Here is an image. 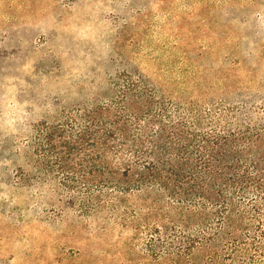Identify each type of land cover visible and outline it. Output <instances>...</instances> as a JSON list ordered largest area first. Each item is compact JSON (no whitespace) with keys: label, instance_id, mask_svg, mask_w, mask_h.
I'll return each mask as SVG.
<instances>
[{"label":"rangeland","instance_id":"374dc122","mask_svg":"<svg viewBox=\"0 0 264 264\" xmlns=\"http://www.w3.org/2000/svg\"><path fill=\"white\" fill-rule=\"evenodd\" d=\"M117 114L156 159L127 152L124 171L97 148L111 128V148L127 147ZM216 120L235 136L190 169L200 141L180 137ZM259 128L264 0H0V264H209L201 244L174 253L187 242L174 233L205 227L213 209L178 203L163 187L212 195L240 171L253 190L264 179ZM231 161L217 168L226 184L197 174ZM142 182L150 192L136 191ZM238 200L246 212L218 210L225 218L212 222L226 227L209 246L218 254L234 238L264 241V199L256 210Z\"/></svg>","mask_w":264,"mask_h":264},{"label":"trees","instance_id":"16d2710c","mask_svg":"<svg viewBox=\"0 0 264 264\" xmlns=\"http://www.w3.org/2000/svg\"><path fill=\"white\" fill-rule=\"evenodd\" d=\"M107 115L111 116L110 112H108ZM117 115L118 116L115 115L114 122L120 123L119 121L122 119V116L120 114H117ZM219 117H218V119H221L220 121L226 120L229 122L231 120L230 119L231 117L227 116V113H225V114L220 113ZM217 121L218 120H216V122ZM216 122L214 123L213 127L210 128L209 131L202 132V134L198 133V135H197V133L187 132L188 135L180 137V140L184 139V141L181 140L182 142H188L191 145L194 144V143L193 144L191 143L192 140L198 139L197 141L198 142L200 141V143L197 144V151L196 152L195 151L193 152L192 150L187 152V155H192V156L196 157V158H194V159H196L195 163L189 165L190 169H193V170L200 169L201 166H203L202 163H204V164L208 163L207 165H209V161L206 158L212 152V149L214 148L213 146H218L222 143L225 144L226 141L229 140L228 139L229 136H235V134H234L235 128H233V126H230L227 128V130H225L224 128L221 129V127H222L221 122H217V123ZM122 123L123 122L121 121L120 124H118V125L115 124V129H117L118 132L120 131L118 133V134H120L119 137L122 140H124V142L122 144H120V146L126 145V141L129 140V142L127 141L128 142L127 147L124 146L123 149L117 150L118 152H115V150H113L114 148H111L109 143L106 141L108 139V133L111 132V130L112 131L114 130L111 128V129H109L108 132L105 131L104 136H102V137L100 136V140L98 142L97 148L104 147L103 148L104 151H107L109 153H113L114 155H116L115 157L122 161L121 162V163H123L122 169L124 171H129L131 169L130 167L132 166L131 164H128V162L126 161V160H129V156L127 155V152H130V153L135 152V153H137L138 157L143 156V155H148V157H151V159H156V155H158L157 151L153 150V149H149L148 151H145L144 149H139L138 148L139 146L141 147V145L145 144L144 141L142 140V141H139L136 143L135 139L130 140L131 130L126 124H122ZM218 123H219V125H218ZM236 125H238V124H236ZM147 129L148 128L146 126H141L140 127V130L142 132L141 134L142 135L146 134ZM259 129L261 131H263L262 133L264 134V128H259ZM196 131H200V130L197 129ZM237 133L238 134H236V135L237 136L240 135V137H243L246 134L245 131L244 132L241 131V128L238 129ZM95 135H97V134H95ZM100 135H102V134H100ZM112 137H115V135H113ZM246 139H248V137H246ZM94 140L95 139H93V140L91 139V141H94ZM227 145H229V143H227ZM246 145L247 144H245L244 146H246ZM152 147L157 148L156 146H152ZM145 148L147 149L148 147H145ZM104 154L106 155V153H104ZM106 158H108V156H106ZM185 158H187V157H185ZM249 160H251V159H249ZM258 160H260V159L258 158ZM232 161L227 162V163H223V164L215 165V168L211 169L209 172H206L207 174H205V172H200L201 170H199L197 172V174L200 173V175H201V177L199 176L200 179H203V178L205 179V177L208 176L209 179L211 178L214 180H218V181H220V183L226 184L227 177H225L221 172H219V171L217 172V168H219L221 170L222 169L221 166L225 165V169H227L229 167V164L233 163ZM242 161L247 162L248 161L247 156L242 158ZM236 162H237V160H236ZM236 162L233 164V167H235V165H237L239 163V162H237V163ZM150 163H151V161H147L146 163H144L145 167L147 164H150ZM198 166H199V168H198ZM211 167L212 166L210 164V168ZM241 171H243V170H241ZM193 173H196V172H193ZM142 177L144 179V177H146V176H144L142 174ZM229 179H231V178H229ZM236 179H237L236 184H232V183L228 184V188H226L225 190L223 189L221 192L219 190H216V192L212 195H210V194H208V195H199L198 194L197 195V193L194 192L193 190H191V188H185V189H183V191H177L174 189L172 190L171 188H169L167 186L163 187V189L164 190L167 189V191L172 196L174 195L175 200L178 203L187 204L189 206L200 207V208H203L205 210L206 209L208 210L209 208H211V209H213L212 213L214 214V217H212V219L207 218V220L205 221L207 223V225L205 227L202 226L201 229L198 228L196 232H194V230L197 227H194L191 229H182V230L179 227V230L176 229V231L178 232V234L174 233V235H176V236H174V237H176V240L178 242H182V237L186 236L187 242L184 245H180L179 247L176 246V251L174 253H176L177 255H181L182 253L187 254V252L191 251L194 247H196V244L197 245L201 244V246H203V248L207 247L209 249V251H211L209 254V264H219L221 262V260H223L222 264H227L225 262L226 259L231 260L230 264H264V241L261 240V241H259V244H258L256 242L255 236L250 237L247 235L245 240H242V241L241 240L237 241L236 238L232 239L229 244L223 245L222 253H220V254H218L217 250H215L214 248L210 249V247H209L212 245L215 246L216 245L215 241L219 242L220 239L223 238L225 235V233L221 231V230L226 229L224 224H222L223 221L221 222L222 225H220V229L216 230V231H215L214 225L212 223L215 218L224 220L225 216L222 218L221 215L218 213L219 211L221 213H223V212L229 213L234 208L239 209L240 207H242V204L239 202L241 200H238V199H241V197L247 199V201H249V202L251 201L250 207H252L254 210H256V208H255V207H257L256 202L264 199L263 198V196H264V179L259 182V185H257V184L253 185L254 186L253 190H251L252 187L245 185L247 183V180H248V175L245 174L244 172H240V171L237 172V178ZM154 181H156V180H154ZM148 183H152V182L149 181ZM148 183L139 184L140 187H137L136 191H138V192H140V191L150 192L149 190H147V188L149 187L148 185H150ZM143 185H146V186H143ZM157 185L161 186L160 182H157ZM153 186H154V184L150 185V188H152ZM133 190L134 189L131 188L128 191V193H130ZM218 196H221V197L223 196L222 201L221 202L219 201V203H218V198H217ZM238 197H240V198H238ZM95 201H96V199H95ZM244 207L245 206H243L242 209L244 212H246V209ZM262 208H264V207H262ZM96 210L99 211L98 208ZM205 213H207V212H205ZM240 213H242V212H240ZM190 215L194 216V214H190ZM258 221H259L258 228H259L261 235H262L263 231L260 229V227L263 226L264 222H262L263 219L258 220ZM136 228H138V225ZM154 229H159V227L156 226V227H154ZM169 233L171 234L173 232H169ZM169 235H166V237H168ZM214 235H217V238L214 237ZM174 237H172V238L175 239ZM154 246H157V244H155ZM185 249L187 252L185 251Z\"/></svg>","mask_w":264,"mask_h":264}]
</instances>
